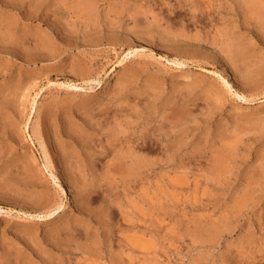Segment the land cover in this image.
Wrapping results in <instances>:
<instances>
[{
	"label": "rangeland",
	"instance_id": "rangeland-1",
	"mask_svg": "<svg viewBox=\"0 0 264 264\" xmlns=\"http://www.w3.org/2000/svg\"><path fill=\"white\" fill-rule=\"evenodd\" d=\"M260 1L0 0V264H264Z\"/></svg>",
	"mask_w": 264,
	"mask_h": 264
},
{
	"label": "bare ground",
	"instance_id": "bare-ground-1",
	"mask_svg": "<svg viewBox=\"0 0 264 264\" xmlns=\"http://www.w3.org/2000/svg\"><path fill=\"white\" fill-rule=\"evenodd\" d=\"M259 1H260V0H259ZM194 2H195V1H194ZM198 2H200V1H198ZM260 2H261V1H260ZM262 3H263V2H262ZM195 4H196V3H195ZM258 5H259V4H258ZM260 5H261V3H260ZM260 5H259V7H260ZM196 6H197V4H196ZM194 7H195V5H194ZM194 7H193V8H194ZM259 7H257V8H258L257 11L260 10ZM193 10H194V9H193ZM261 12H263V11H261ZM263 13H264V12H263ZM232 49H233V48H232ZM132 54H133V51L128 52V53L124 56V60L127 59V58H129V57H131ZM120 63H121V61H120ZM174 63L177 64V65L180 64V62H179V63H178V62H174ZM180 66H181V65H180ZM261 68H262V67H261ZM258 71H259V72H258L256 75L254 74V75H255V78H257V79L263 81V80H264V69H258ZM221 79H222L224 85L227 86V87L229 88V84H228V82L226 81V79H224V78H221ZM259 80H258V81H259ZM92 81H93V80H92ZM92 81H87V82H92ZM255 81H256V80H255ZM261 81H259V82L261 83ZM259 82H258V83H259ZM262 83H263V82H262ZM256 84H257V83H256ZM69 87H70V89H72V88H73V89H77V86H74V85H69ZM238 97L241 98L242 100L247 101L246 98H245L243 95H240V96H238ZM34 101H35V98H33V100H32V105H33ZM115 111H116V110H115ZM117 112H118V111H117ZM33 114H34V111L32 112L31 116H29V118L27 119L26 123L24 124V126H23V128H22L27 134L29 133V122L31 121V118L33 117ZM108 114H109V113H108ZM111 114H112V113H111ZM104 115H105V114H104ZM118 115H120V114H118ZM106 116H107V115H106ZM106 116H105V117H106ZM93 117H95V115H93ZM96 117H97V116H96ZM96 117H95V118H96ZM102 117H103V116H102ZM92 119H93V118H92ZM101 119H102V118H101ZM103 119H104V118H103ZM115 119H117V118H115ZM118 119H119V118H118ZM118 119H117V120H118ZM104 120H105V119H104ZM110 120L112 121V123H114L112 119H110ZM90 121H91V120H90ZM92 121H93V120H92ZM99 121H101V120L99 119ZM122 121H123V120H122ZM147 121H149V120H147ZM108 122H109V121H108ZM115 122H116V121H115ZM110 123H111V122H110ZM154 123H155V122H154ZM114 124H116V123H114ZM148 124H149V123H148ZM102 125L104 126L105 123L103 122ZM161 125L163 126V124H161ZM106 126H107V127H106ZM154 126H156V125H154ZM108 127H109L108 124H106V125H105V128L102 129V130L100 129V130H101L102 132L105 133V132H106L105 129H106V128L108 129ZM110 127H113V125L110 126ZM110 127H109V128H110ZM115 127H116V126H115ZM115 127H114V128H115ZM117 127H118V125H117ZM145 127H146V126H145ZM147 127H152V126H147ZM157 127H158V125H157ZM71 128H72V127H71ZM77 128H78V127H77ZM100 128H101V126H100ZM102 128H103V127H102ZM164 128H165V127H164ZM164 128H163V129H164ZM9 129H10V128H9ZM116 129H118V128H116ZM120 129H121V127L119 126L118 131L121 132ZM156 129H158V128H155V127H154V130H156ZM163 129H162V130H163ZM165 129H166V128H165ZM170 129H172V128H170ZM68 130H69V128H68ZM72 130H73V132H74V130H77V129H74V128H73ZM103 130H104V131H103ZM109 130H111L110 132H112L113 129H112V128L108 129V130H107L108 133H109ZM123 130H124V129H123ZM151 130H153V129H151ZM159 130H160L159 132H161V127L159 128ZM32 131H33V130H32ZM114 131H115V130H114ZM142 131H143V130H142ZM147 131H148V130H147ZM76 132H77V131H76ZM116 132H117V131H116ZM143 132H144V131H143ZM145 132H146V131H145ZM164 132H165V131H164ZM32 133H34V132H32ZM113 133H114V132H113ZM124 133H127V132L125 131ZM165 133H166V132H165ZM165 133H164V134H165ZM34 134H35V133H34ZM79 134H80V133H79ZM109 134H110V133H109ZM116 134H118V133H116ZM128 134H129V133H128ZM147 134H148V133H147ZM167 134H168V133H167ZM110 135H111V134H110ZM110 135H108L107 133H105V134L103 135L104 138H102V139H105V144H106V145L103 144V148L106 146V147H105V151H103V152H107V153H108L109 151H112V150H110V149H112V147H114V146L112 145V144H114V143H112V142L114 141V138H115V137L112 139ZM80 136H81V135H80ZM112 136H113V135H112ZM114 136H115V135H114ZM121 136H122V135H121ZM139 136H140V135H139ZM139 136H138V138H140L142 135H141L140 137H139ZM149 136H150V135H149ZM159 136H160V135H159ZM163 136H164V135H163ZM28 137H29V139L32 141V136H31L30 134H28ZM100 137H101V135H100ZM107 137H108V138H107ZM116 137H117V135H116ZM127 137L129 138V135H128ZM144 137H146V136H144ZM79 138H80V137H79ZM98 138H99V137H98ZM155 138H156V137H155ZM158 138H159V137H158ZM82 139H83V138H82ZM91 139H93V138H91ZM99 139H100V138H99ZM110 139H112V140H110ZM115 139H116V138H115ZM145 139H146V138H145ZM145 139L141 137V138L139 139L140 142H139V143H136L137 145L134 144V145H135V148L139 149V150H137V151L140 152L141 149L143 150V149H148V148H149V147H148L149 144L145 141ZM147 139H149V138L147 137ZM150 139H151V138H150ZM156 139H157V138H156ZM100 140H101V139H100ZM137 140H138V139H137ZM84 141H85V139H84ZM98 141H99V140H98ZM103 141H104V140H103ZM148 141H150V140H148ZM151 142H152V141H151ZM93 143H94V142H93ZM102 143H103V142H102ZM117 144H118V143H117ZM151 144H152V143H151ZM155 144H157V143H155ZM121 145H122V143H121ZM39 147H40V149H41V151H42V153H43V157H44V164H43V166L45 167V169H47V170L49 171L50 177L54 180V183L56 184L55 186L57 187V189L60 190V192H61L63 195L66 194V191H67V190H65V189L63 188L62 184L60 183V180H59L60 178L56 176L55 171H54L55 168H54V166H53V164H52V162H51V160H50V157L48 156V153H46V151H45V149H44V146H43L41 143H39ZM98 147H101V146H98ZM110 147H111V148H110ZM151 147H152V146H151ZM120 149H121V148H120ZM149 149H151V148H149ZM153 149H154V148H153ZM103 150H104V149H103ZM135 150H136V149H135ZM142 150H141V151H142ZM159 150H160V149H159ZM116 151L119 152L120 150H119V151L116 150ZM125 151H126V150H125ZM143 151H145V150H143ZM69 152H70V150H69ZM69 152H68V153H69ZM113 152H114V148H113ZM120 152H121V151H120ZM146 152H149V151H146ZM146 152H145V153H146ZM122 153H123V152H122ZM127 153L130 155L129 152H127ZM127 153H125V154H127ZM134 153H135V152H134ZM159 153H160V152H159ZM159 153H158V154H159ZM97 154H98V153H97ZM97 154H94V155L97 156ZM111 154H112V152H111ZM111 154H110V152H109V155H111ZM116 154H117V153H116ZM146 154H148V153H146ZM149 154H150V153H149ZM74 155H75V154H74ZM87 155H88V154H87ZM94 155H93V157H94ZM98 155H99V154H98ZM102 155H103V153L101 152L100 155H99V156H100V159L102 158ZM104 155L106 156V154H104ZM104 155H103V156H104ZM121 155H122V154H121ZM89 156H90V155H89ZM113 156H115V155H113ZM113 156H112L111 158H114ZM126 156L128 157V155H126ZM126 156H124V157H122V158L125 159ZM135 156H137L136 158L138 159V160H136V161L139 162V159H140L142 156L138 157V155H134L133 158H135ZM152 156H153V155H152ZM131 157H132V156H131ZM94 158H95V157H94ZM96 158H98V157H96ZM96 158H95V161H96ZM122 158H119V159H122ZM98 159H99V158H98ZM100 159L97 161L98 164H100V163H101L100 165L105 164V162L102 160L103 158H102L101 160H102L104 163H102V162L99 163ZM115 159H117V155H116V158H115ZM119 159H118V160H119ZM123 159H122V160H123ZM127 159H128V158H127ZM89 160H90V159H89ZM113 160H114V159H113ZM141 160H142V162H143V157L141 158ZM74 161H75V160H74ZM95 161H93V162H95ZM119 161H120V160H119ZM130 161H131V160H130ZM133 161H135V160H133ZM75 162H76V161H75ZM93 162H92V164H93ZM111 162H112V161H111ZM117 162H118V161H117ZM140 162H141V161H140ZM142 162H141V164H142ZM151 162H153V161H151ZM73 163H74V162H73ZM89 163H90V162H89ZM113 163H114V162H113ZM145 163H148V162H145ZM71 164H72V163H71ZM124 164H125V163H124ZM135 164H138V163L136 162ZM135 164H133L134 166L132 165V167H136ZM95 165H97V164H95ZM75 166H76V165H75ZM86 166H87V165H86ZM104 166H105V169H107V168H108L109 166H111V165H110L109 163H106ZM112 166L115 167L114 164H112ZM118 166H119V164L117 163V168H116V167H115V168H116V169H119V167H121V166H119V167H118ZM127 166H128V165H127ZM127 166H124V167H127ZM129 166H130V165H129ZM28 167H29V166H28ZM76 167H77V166H76ZM101 167H102V166H101ZM132 167H131V169H132ZM71 168H72V167H71ZM115 168H112L113 171H114ZM121 168H122V167H121ZM121 168H120V169H121ZM127 168H128V167H127ZM138 168L141 169L139 166H137V169H138ZM68 169H69V168H68ZM108 169H109V168H108ZM110 169H111V168H110ZM112 169H111V171H112ZM31 170H32V169H31ZM76 170L78 171L79 168H78V169L76 168ZM83 170H84V169H83ZM90 170H91V169H90ZM102 170H104V169H102ZM102 170H101V173H103ZM121 170H122V169H121ZM121 170H120V172H118V171H116V172H117V173H121V172L123 173V172H125L124 170H126V169H124L123 171H121ZM134 170H135V169L133 168L132 173L134 172ZM104 171H106V174H105V175H109L110 170H108V171H107V170H104ZM113 171H112V172H113ZM130 171H131V170H130ZM130 171H129V172H130ZM27 172H28V171H27ZM72 172H73V171H72ZM89 172H90V171H89ZM116 172H115V173H116ZM126 172H128V170H127ZM28 173H30V172H28ZM74 173H75V172H74ZM87 173H88V172H87ZM107 173H108V174H107ZM115 173H113V176L116 175ZM132 173H129V174L132 176ZM135 173H137V172H135ZM135 173H134L133 175H135ZM138 173H140V172H138ZM78 174H79V173H78ZM91 174H92V173H91ZM91 174H90V175H91ZM123 174L125 175V173H123ZM76 175H77V174H76ZM99 175H100V174H99ZM105 175H104V176H105ZM102 176H103V175H102ZM125 176H126V175H125ZM110 177H112V174L110 175ZM110 177H109V178H110ZM121 177H122V176H121ZM103 178H106V179H107L108 176H107V177H106V176H105V177H102V179H103ZM109 178H108V179H109ZM122 178H123V177H122ZM124 178H125V177H124ZM129 178H130V177H129ZM83 179H84V177H83ZM111 179H114V178H111ZM127 179H128V177H127ZM103 180H105V179H103ZM116 180H117V179H116ZM84 182H85V181H84ZM104 182H105V181H103V183H104ZM86 184H87V183H86ZM124 184H125V183H124ZM102 185H103V184H102ZM105 185H107V183H106V184L104 183V185H103L102 187H104ZM113 185H114V183H113ZM88 186H90V185H88ZM109 187H111V186L108 185V188H109ZM67 188L70 190V186H68ZM83 188H84V187H83ZM105 188H106V187H105ZM112 188H114V187H112ZM125 189H126V188H125ZM101 190H102V189H101ZM107 190H108V189H107ZM107 192L110 193V194H112L110 191H107ZM92 194H93V193H92ZM108 195H109V194H108ZM116 197H118V196H116ZM116 197H115V199H117ZM113 199H114V198H113ZM118 199H119V198H118ZM41 200H42V199H41ZM91 201H92V200H91ZM92 202H93V201H92ZM113 202H114V201H113ZM113 202H111V203H113ZM45 203H46V202H45ZM47 203H48V202H47ZM48 204H49V203H48ZM109 205H110V204H109ZM55 206H56V205H55ZM55 206H54V209H55ZM58 206H59V205H58ZM110 206H111V205H110ZM61 207H62V206H61ZM115 208H116V207H115ZM115 208H114V209H115ZM57 209H59V207H56V211H57ZM108 211H111V210L109 209ZM44 212H45V211H44ZM55 213H56V212H55ZM53 214H54V210H53L52 212H48V213L45 215V217H46V218H47V217H50V216L53 215ZM29 216H31V215H29ZM34 216H35V215H34ZM34 216H32V217L34 218ZM41 216H42V215H41ZM41 216H39V218H40ZM32 217H31V218H32ZM37 217H38V216H37ZM108 217H109V216H108ZM39 218H38V219H39ZM103 218H104V217H103ZM42 219H43V218H42ZM112 219H113V218H112ZM124 230H125V229H124ZM120 232H121V231H120ZM90 237H91V236H90ZM109 238H110V237H109ZM90 245H91V244H90ZM89 247H90V246H89ZM92 247H93V246H92ZM92 247H91V248H92ZM91 248H90V249H91ZM93 248H94V247H93ZM87 249H88V251H89V248H87ZM91 250H92V249H91ZM91 250H90V252L92 253ZM86 251H87V250H86ZM88 251H87V252H88ZM89 254H90V253L88 252V255H89ZM92 254H93V253H92ZM91 256H92V255H91ZM93 256H94V254H93ZM96 256H97V255H96ZM111 257H112V256H111ZM113 258H115V256H113ZM113 258H112V259H113ZM116 258H117V257H116ZM116 258H115V259H116ZM109 259H110V258H109Z\"/></svg>",
	"mask_w": 264,
	"mask_h": 264
}]
</instances>
